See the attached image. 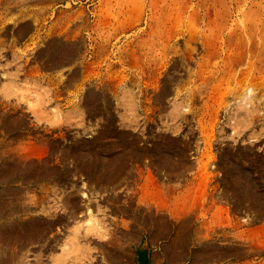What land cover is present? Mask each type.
<instances>
[{"label":"rangeland","instance_id":"rangeland-1","mask_svg":"<svg viewBox=\"0 0 264 264\" xmlns=\"http://www.w3.org/2000/svg\"><path fill=\"white\" fill-rule=\"evenodd\" d=\"M0 264H264V0H0Z\"/></svg>","mask_w":264,"mask_h":264},{"label":"bare ground","instance_id":"bare-ground-1","mask_svg":"<svg viewBox=\"0 0 264 264\" xmlns=\"http://www.w3.org/2000/svg\"><path fill=\"white\" fill-rule=\"evenodd\" d=\"M29 151H32V150L29 149ZM143 257H144V256H143ZM143 259H144V258H143Z\"/></svg>","mask_w":264,"mask_h":264}]
</instances>
